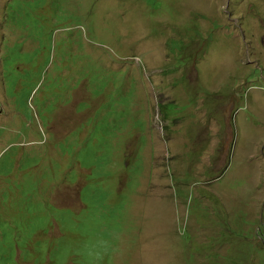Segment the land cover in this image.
<instances>
[{"label": "rangeland", "instance_id": "obj_1", "mask_svg": "<svg viewBox=\"0 0 264 264\" xmlns=\"http://www.w3.org/2000/svg\"><path fill=\"white\" fill-rule=\"evenodd\" d=\"M44 1L0 0V210L52 217L19 264H264V0Z\"/></svg>", "mask_w": 264, "mask_h": 264}, {"label": "trees", "instance_id": "obj_2", "mask_svg": "<svg viewBox=\"0 0 264 264\" xmlns=\"http://www.w3.org/2000/svg\"><path fill=\"white\" fill-rule=\"evenodd\" d=\"M43 3H45L44 0ZM51 18L59 19L62 21H72L73 19L81 20L82 18H84V16L75 15L73 12L63 10L60 13H56ZM52 37L53 36L51 35V38ZM179 44L180 46H184L187 43L184 40ZM162 105L163 104H160V106ZM23 202L24 204H21V206L17 209L16 213L12 217L1 218L0 220V259L7 263H10L12 261L16 263V254L18 253V251H22V253L25 252L26 245L28 246L30 241L35 244L37 239H35L34 237L40 235L43 229L47 230V225L50 223L49 217H46V222H44V219H42V216H44V214L46 213V209L42 201L35 199H26ZM23 213L27 216H24ZM33 214H35L34 217ZM64 221L66 223V226H72L74 228L73 225L75 224V222H71L70 224H68L71 220L68 222L67 218H64ZM104 224H107L104 218H97L95 227L99 229L101 226H104ZM73 228L70 230V232L74 231ZM91 236L92 230L90 228H86L81 236L83 243ZM111 236L112 237L108 241L109 246L111 247V249L115 250L118 245V239L116 238L117 236L115 233H112ZM84 247L88 249V246L86 244H84ZM53 257L54 256L50 254L49 260L51 262Z\"/></svg>", "mask_w": 264, "mask_h": 264}, {"label": "clouds", "instance_id": "obj_3", "mask_svg": "<svg viewBox=\"0 0 264 264\" xmlns=\"http://www.w3.org/2000/svg\"><path fill=\"white\" fill-rule=\"evenodd\" d=\"M7 176H11L10 174L9 175H7ZM20 181H21V176L19 177V179H18V182L16 183L18 186H20ZM19 189H20V187H19ZM14 190H17V188L16 189H14ZM14 190L12 191V192H10L11 193V195H13V196H17V194H15L14 193ZM19 197H21V198H24L23 197V195H21V196H19ZM53 205H56V204H54V203H52ZM14 212H15V210H14ZM46 215H47V211H46V213H45ZM24 216H27V215H25V214H23ZM1 218H10V217H7V216H5L3 213H2V211L0 210V220H1ZM50 218V223L52 222L51 221V216L49 217ZM68 220V219H67ZM57 223L58 225H60V226H62V230H64V229H66L65 227H64V220H63V218H55L54 219V223ZM71 222H74V220H71L68 224H70ZM49 223V224H50ZM75 225V224H74ZM73 225V226H74ZM73 228V227H72ZM71 228H69V229H66L68 232H70L69 230H70ZM74 229V228H73ZM47 230H48V227H47ZM44 232V229H43V231H42V233ZM65 232H63V234H64ZM70 233H72V232H70ZM0 234H1V232H0ZM29 249L30 248H32V251H35L36 250V248H35V245H28L27 246ZM21 252L22 251H18V253L16 254V263L17 264H19L20 263V259H21Z\"/></svg>", "mask_w": 264, "mask_h": 264}, {"label": "flooded vegetation", "instance_id": "obj_4", "mask_svg": "<svg viewBox=\"0 0 264 264\" xmlns=\"http://www.w3.org/2000/svg\"><path fill=\"white\" fill-rule=\"evenodd\" d=\"M20 186H22V183H21V181H20ZM19 189V188H18ZM17 189V190H18ZM14 193L16 194V190H14ZM9 195H10V193H9ZM17 197V196H16ZM24 214V213H23Z\"/></svg>", "mask_w": 264, "mask_h": 264}]
</instances>
